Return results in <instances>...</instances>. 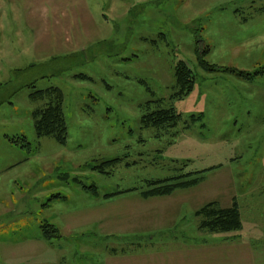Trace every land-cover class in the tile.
<instances>
[{
	"label": "rangeland",
	"instance_id": "rangeland-1",
	"mask_svg": "<svg viewBox=\"0 0 264 264\" xmlns=\"http://www.w3.org/2000/svg\"><path fill=\"white\" fill-rule=\"evenodd\" d=\"M43 18L49 40L33 25ZM2 36L11 41H0V264L134 258L150 226L182 214L195 226L191 212L233 198L243 230L207 237L239 235L264 264V0H0ZM205 49L219 70L201 65ZM180 60L195 85L171 101ZM49 87L64 93L66 144L36 133L33 113L44 104L29 95ZM160 99L189 128L144 127ZM115 158L124 160L94 169ZM188 172L204 178L170 195L139 194L148 179ZM115 192L123 194L104 196ZM49 221L60 237L43 238Z\"/></svg>",
	"mask_w": 264,
	"mask_h": 264
},
{
	"label": "trees",
	"instance_id": "trees-1",
	"mask_svg": "<svg viewBox=\"0 0 264 264\" xmlns=\"http://www.w3.org/2000/svg\"><path fill=\"white\" fill-rule=\"evenodd\" d=\"M207 53L208 50L206 49L199 53V61L201 65L210 71L219 70L220 67L211 65L204 59ZM32 66L35 65L33 64L31 67ZM175 75L176 86L174 93L169 98L171 101L185 99L193 91L195 85L193 70L184 60H180L176 64ZM80 77L86 78L87 76L80 75ZM32 86L35 87L34 83H32ZM30 97L35 101H42L44 104L42 107H38L33 113L35 118V129L38 137L50 136L55 138L60 144H66L68 139V126L64 109L65 97L63 91L58 87H49L44 90L33 91L30 94ZM156 102L159 104V107L156 110L147 112L142 116L141 122L144 127L177 129L180 122L184 121V128H189V120H183V114L173 105L170 107H164V99L157 100ZM147 104L150 105L151 102H148ZM197 119L198 118L194 115L191 118L192 121H196ZM176 134H178V130H174L172 136L175 137ZM23 139L25 143L22 145L29 148L30 143L25 137ZM10 140L17 143L16 139ZM123 160L124 158L106 160L101 162L99 166H94V169L102 173H106L105 169L112 165L121 163ZM199 173L200 172H188L177 177L167 179H148L147 184H149L150 188L143 190V194L145 196L169 195L178 188L190 187L197 184L204 178L202 175L197 176ZM85 188L92 190L95 194H98L97 187L94 185L85 186ZM120 193L122 192L106 194V197H112ZM56 197H60V194ZM198 214L202 217L200 228L205 229L208 232H230L242 229L240 208L238 201L236 200H234L231 207L228 208H222L221 206H218L216 202H210L203 206L198 211ZM42 235L45 240H50L55 237H60L61 233L58 228L47 222L42 225Z\"/></svg>",
	"mask_w": 264,
	"mask_h": 264
},
{
	"label": "crops",
	"instance_id": "crops-1",
	"mask_svg": "<svg viewBox=\"0 0 264 264\" xmlns=\"http://www.w3.org/2000/svg\"><path fill=\"white\" fill-rule=\"evenodd\" d=\"M85 17L90 20L88 13L85 14ZM43 21L46 22L47 18L37 20L33 23L36 28L35 32L39 34V37L37 35L39 40H49L48 37H46L47 31L44 23L42 24ZM0 41L10 42L11 38L2 36L0 37ZM8 46L11 49V46L7 43H4L2 47L8 48ZM33 64L35 65V63ZM178 134H180L179 131ZM178 134H176V136H178ZM139 194L144 199L152 197L145 196L143 190L139 191ZM104 196L106 199L110 198L106 197V195ZM54 197L55 196H53V198ZM56 198L64 199L65 196L60 195V197ZM234 200L236 199H232V204ZM201 208L195 212H191V217L197 219L194 224L195 226L188 225L189 220L187 221V219L183 217V214L178 215L177 220H174L173 224L165 229H159L160 226L158 225L156 227L150 226L149 232L146 233V235L149 236H144L135 242L136 253L134 258L128 257L125 253L121 254L120 257H116L117 255L113 256L112 253H104V255H106L103 260H105V258L106 260L103 264H257L256 254L250 252V249H254L253 246H251L250 243H242L238 238L239 235L235 236V238H237L236 240H225L224 238L209 239L207 235L211 234V232L200 228L202 217L198 214V211ZM147 213L150 214L151 212ZM49 223L51 222L49 221ZM51 224H54L59 229L55 223ZM243 227L236 232L243 230ZM60 231L62 230L60 229ZM66 231L68 233L73 232L67 227ZM230 232L235 233L234 231Z\"/></svg>",
	"mask_w": 264,
	"mask_h": 264
}]
</instances>
